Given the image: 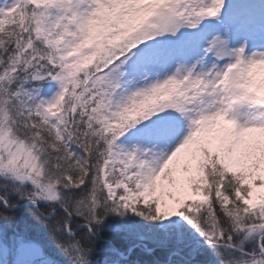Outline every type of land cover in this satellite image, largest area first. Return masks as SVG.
Wrapping results in <instances>:
<instances>
[{
    "label": "snow or ice",
    "instance_id": "obj_1",
    "mask_svg": "<svg viewBox=\"0 0 264 264\" xmlns=\"http://www.w3.org/2000/svg\"><path fill=\"white\" fill-rule=\"evenodd\" d=\"M0 264H264V0H0Z\"/></svg>",
    "mask_w": 264,
    "mask_h": 264
}]
</instances>
